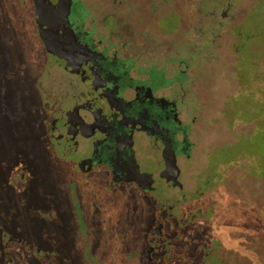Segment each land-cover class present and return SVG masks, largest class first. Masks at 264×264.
I'll use <instances>...</instances> for the list:
<instances>
[{"label":"rangeland","instance_id":"rangeland-1","mask_svg":"<svg viewBox=\"0 0 264 264\" xmlns=\"http://www.w3.org/2000/svg\"><path fill=\"white\" fill-rule=\"evenodd\" d=\"M78 1L93 23L108 13L124 19L125 26L111 32L114 38L123 28L133 32L139 18L154 22L169 13V30L180 19L169 33V46L160 31L153 38L160 50H169V75L187 66L186 99L178 111L182 118L196 117L191 137L196 162L205 165L214 153L210 162L225 170L219 189L222 215L210 232L221 241L213 256L226 264H264L261 0H169L152 15L135 0L116 8L111 5L119 0ZM187 50L189 55L181 54ZM53 62L39 36L32 1L0 0V232L21 241L8 243L5 253H22L13 264H142L153 217L140 212L136 189H108L103 174H81L49 137V109L61 100L59 94H68L69 81ZM16 193L24 196L15 199ZM215 209L219 215L220 208ZM201 211L206 213L204 205ZM203 231L192 230L187 238L190 264H202L216 244L204 239ZM1 244L0 237V264ZM180 257L170 256L169 264H182Z\"/></svg>","mask_w":264,"mask_h":264},{"label":"flooded vegetation","instance_id":"flooded-vegetation-1","mask_svg":"<svg viewBox=\"0 0 264 264\" xmlns=\"http://www.w3.org/2000/svg\"><path fill=\"white\" fill-rule=\"evenodd\" d=\"M157 1L135 0V4L152 15L161 3L169 6V0ZM115 3L112 8L122 7L126 0ZM167 17L169 13L154 18V22L139 18L133 32L123 28L125 32L114 38L111 32L124 27V19L108 13L93 23V18L84 17L78 0L69 1L71 52L69 56L52 55L53 63L69 78L68 94H59L61 100L52 102L49 137L62 158H73L81 174H103L108 189H136L140 212L153 217L140 255L142 264H169L175 253L181 254L179 262L190 264L185 253L192 244L187 238L192 230L205 228L204 239L216 240V244L206 252L202 264H226L213 256L221 241L210 236L222 215L219 189L225 183V170L221 163L210 162L214 153L207 155L205 165L194 158L191 137L196 117L182 118L178 111L186 99L187 66L169 75V50H160L153 38L154 31H160L169 46V33L178 28L180 19L176 18L175 29L169 30ZM181 54L189 55V50ZM158 56L166 61H158ZM221 178L223 182H219ZM215 207L220 208L219 215H215ZM0 233L2 264H13L22 253L8 254L5 250L8 243L21 241L10 240L4 230Z\"/></svg>","mask_w":264,"mask_h":264},{"label":"water","instance_id":"water-1","mask_svg":"<svg viewBox=\"0 0 264 264\" xmlns=\"http://www.w3.org/2000/svg\"><path fill=\"white\" fill-rule=\"evenodd\" d=\"M33 4L34 19L36 20L39 36L44 42L47 51L53 56L70 55V41H73L69 28V1L63 0H31ZM63 5V7H61ZM60 6V7H58ZM54 123L51 125V134H54ZM52 136V135H51ZM52 139V138H51ZM10 240H17L9 235Z\"/></svg>","mask_w":264,"mask_h":264},{"label":"trees","instance_id":"trees-1","mask_svg":"<svg viewBox=\"0 0 264 264\" xmlns=\"http://www.w3.org/2000/svg\"><path fill=\"white\" fill-rule=\"evenodd\" d=\"M259 9H261L262 7H264V0H261L260 1V3H259ZM238 117H239V115H238ZM20 190V189H19ZM12 196H14V198L16 199V198H21V196L23 197L24 196V194H22V193H16V194H14V195H12ZM205 232L203 231V234H204ZM195 243V242H194Z\"/></svg>","mask_w":264,"mask_h":264}]
</instances>
